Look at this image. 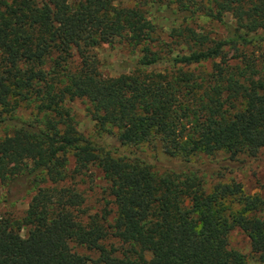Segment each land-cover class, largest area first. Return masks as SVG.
<instances>
[{
    "label": "trees",
    "instance_id": "obj_1",
    "mask_svg": "<svg viewBox=\"0 0 264 264\" xmlns=\"http://www.w3.org/2000/svg\"><path fill=\"white\" fill-rule=\"evenodd\" d=\"M129 1L0 0V184L6 203L30 194L20 218L0 214V264H248L229 247L233 228L264 264V197L236 181L207 188L208 166L191 162L264 147V0ZM149 3L174 16L168 34ZM117 41L139 55L104 75L93 49ZM159 64L170 69L149 70ZM75 98L129 152L85 138ZM21 103L28 119L15 117ZM94 166L112 203L100 214L74 186Z\"/></svg>",
    "mask_w": 264,
    "mask_h": 264
},
{
    "label": "rangeland",
    "instance_id": "obj_2",
    "mask_svg": "<svg viewBox=\"0 0 264 264\" xmlns=\"http://www.w3.org/2000/svg\"><path fill=\"white\" fill-rule=\"evenodd\" d=\"M115 4L131 5L133 2L129 0H114ZM158 3H149L146 6L148 14L156 20V22L164 29L162 34H168L169 28L172 25V17L168 8L162 7L158 9ZM230 21V18L227 17ZM179 21H177L178 23ZM194 22L204 26L207 31H212V35L217 34L221 36L225 34V28L222 24L216 21L209 20L205 17H198ZM190 25L195 26L194 23ZM138 49H134L124 42H115L113 44H103L96 49L93 53L96 54L99 60V69L104 75H125L134 66L135 60L138 57ZM233 51L227 49V57ZM209 68V63L204 65ZM162 71L170 69V65L159 64L149 67V70ZM67 106L70 107L72 114L76 120V127L80 133L88 140L101 144L102 142L118 148L120 152H129V148L121 147L115 135L109 132H100L94 121L86 112L87 101L81 98H75L68 101ZM32 105L21 103L17 107L15 117L18 119H28L33 110ZM4 116V115H3ZM7 116V115H5ZM4 124H0V136L3 134ZM142 152L147 155H156L158 158L163 159L165 155L156 149L154 146L144 145ZM191 162L197 163L199 166H208L207 171L204 173V181L206 187L209 188L217 182H230L236 181L242 184L243 189L248 194L258 193L264 197V147L259 151L257 157H249L247 155H240L237 159H228L227 157L220 156L217 158H210L206 156L192 157ZM205 170L200 171V174ZM74 186L82 193L84 197V207L89 213L98 212L99 214L105 209L112 206L111 198L107 195L106 187L107 182L104 179L103 172L97 168L92 167L80 176L74 178ZM4 187L0 184V214H5L13 218H20L28 206L30 194H26L24 198L18 199L12 203L4 202L3 193ZM264 217V211L260 213ZM24 235L25 230H21ZM229 247L241 252L248 264H257L255 256L251 252L250 242L248 236L243 233L239 228H233L229 235ZM72 248L77 252L85 255H92L94 253L89 251L84 246L71 244Z\"/></svg>",
    "mask_w": 264,
    "mask_h": 264
}]
</instances>
